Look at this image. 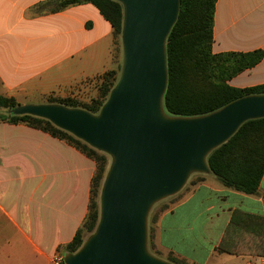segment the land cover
<instances>
[{
	"label": "crops",
	"instance_id": "0c3cea01",
	"mask_svg": "<svg viewBox=\"0 0 264 264\" xmlns=\"http://www.w3.org/2000/svg\"><path fill=\"white\" fill-rule=\"evenodd\" d=\"M59 1L0 0V95L43 96L115 68L110 23L89 2ZM212 35L214 53L264 51V0H216ZM263 82L264 57L228 80L240 88ZM94 169L65 140L0 122V264L17 252L18 264H50L66 253L86 216ZM192 180L162 200L151 223L153 254L264 264V173L253 194L211 173Z\"/></svg>",
	"mask_w": 264,
	"mask_h": 264
},
{
	"label": "water",
	"instance_id": "95a60500",
	"mask_svg": "<svg viewBox=\"0 0 264 264\" xmlns=\"http://www.w3.org/2000/svg\"><path fill=\"white\" fill-rule=\"evenodd\" d=\"M122 5L120 73L97 113L60 103L18 104L11 112L49 120L110 158L99 219L63 264H175L150 252L147 220L194 173H211L208 154L247 120L264 117V93L206 114L167 113L166 39L179 0H116Z\"/></svg>",
	"mask_w": 264,
	"mask_h": 264
},
{
	"label": "trees",
	"instance_id": "16d2710c",
	"mask_svg": "<svg viewBox=\"0 0 264 264\" xmlns=\"http://www.w3.org/2000/svg\"><path fill=\"white\" fill-rule=\"evenodd\" d=\"M81 2L93 4L110 23L115 43V37L121 34L122 5L116 0H61L58 7ZM215 4L216 0H179L178 16L166 39L167 85L163 106L171 115L206 114L241 96L264 93V82L242 88L228 83L236 74L257 64L264 57V51L214 53L212 25ZM115 74L116 69L112 68L96 75L101 79L98 94L88 102L69 98L48 99L46 102L97 113L116 82ZM18 104L14 97L0 95V122L24 123L40 129L65 140L95 162L86 216L71 241L64 245L65 252H75L98 222L99 193L110 158L45 118L12 113L11 109ZM206 160L211 174L224 186L246 194L255 193L264 173V117L245 121L226 142L213 149ZM201 176L197 173V179ZM162 202L154 206L159 205L158 208L162 206L163 209L165 205ZM154 220L155 215L151 223ZM149 250L155 254L154 250ZM166 259L175 264H187L171 256Z\"/></svg>",
	"mask_w": 264,
	"mask_h": 264
},
{
	"label": "rangeland",
	"instance_id": "374dc122",
	"mask_svg": "<svg viewBox=\"0 0 264 264\" xmlns=\"http://www.w3.org/2000/svg\"><path fill=\"white\" fill-rule=\"evenodd\" d=\"M113 54H114V58H115V62H116V81L118 79L119 73H120V69L119 66L121 67V61H122V50H121V40H120V36L117 35L115 37V43H114V50H113ZM101 83V79L97 76H93V77H89V78H85L83 80H80L78 82H76L75 84L70 85L69 87L65 88V89H61V91H57V92H51L48 94H45L43 96L40 95H29V96H22L19 99H16L17 102L19 104H26V103H44L46 102V100L48 99H72L75 100L77 102H88L90 98L95 97L98 94V87L100 86ZM197 173L192 174L190 177L196 178ZM189 177V178H190ZM190 178V180H192ZM158 206H153L148 214V220H147V239H148V248L151 250H153V246H152V228H151V218L153 215L156 214L157 210H158ZM88 234L85 235V238ZM17 257H12L10 256L11 259H7V260H2L5 261V264H18L19 261L21 263V258L20 255L21 253H16Z\"/></svg>",
	"mask_w": 264,
	"mask_h": 264
},
{
	"label": "built area",
	"instance_id": "2783aa9c",
	"mask_svg": "<svg viewBox=\"0 0 264 264\" xmlns=\"http://www.w3.org/2000/svg\"><path fill=\"white\" fill-rule=\"evenodd\" d=\"M50 264H63V254L56 252L51 257Z\"/></svg>",
	"mask_w": 264,
	"mask_h": 264
}]
</instances>
